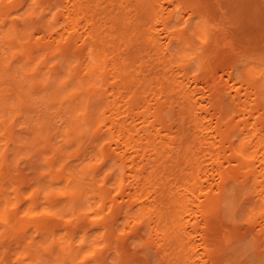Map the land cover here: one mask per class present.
I'll return each mask as SVG.
<instances>
[{"label":"bare ground","instance_id":"1","mask_svg":"<svg viewBox=\"0 0 264 264\" xmlns=\"http://www.w3.org/2000/svg\"><path fill=\"white\" fill-rule=\"evenodd\" d=\"M55 1L57 2V0ZM127 1H129L130 7L136 9L141 8L142 13L146 12L148 15L151 14L149 12L151 11L155 14V21L142 36L145 38V43L152 46L155 55L159 54L161 50L162 54L165 52V55L170 56L171 60H174V58L176 59L179 55L185 57L186 64L180 65L181 69L184 71L182 75L184 80H181V82L176 85L175 75L173 77L166 76L163 80L168 86L175 85L178 88L182 87L180 98H185L182 102L183 104L186 102V106L191 104L192 106H198L200 111L194 116V127L190 128L189 131L183 127L180 131L178 130V133L180 132L179 134L176 136L171 135L172 128H170L166 120L161 119L158 114H164L166 107L170 104L168 99L163 100V96H161L163 93L161 90L165 88L162 84L163 87L159 89L160 93L158 94L160 96L154 98L157 101L156 104H158L156 109V111H158L150 112V109H145L137 113V115L143 117V126L141 127H139V124L136 123L134 118L130 122L128 120L129 115L133 111V104L131 103L136 99L134 97H130L129 100L123 101L125 105H127V110L122 113H120L121 106L117 104L116 100H110L109 95L106 96L104 92H102V89L101 93L98 92L95 87H88L87 90L82 92L79 96L61 103L60 98L66 89L58 88L57 82L63 77L66 69L71 63L76 62L80 69L79 74L75 78L76 80L80 81L85 86L93 82L94 75H85V73L92 71L88 56L86 55L89 49H91V55L93 57L95 55L97 57L96 60L99 61L102 69L103 82L104 85H106L109 75L108 68L110 66L108 63L109 59L107 58L108 55L105 56L103 49V47L106 46V42H104L106 36L103 35L102 26L96 21L95 15H90L93 9L91 5L93 0H69L65 5L64 15H66L67 21H76L79 23L82 19L85 20V24L82 27L83 31L80 33L78 31L74 33L68 31V37H65L63 34H58L56 38V36L52 35L56 40V45L58 43L57 47L55 46L52 50L50 49L51 51L45 55L46 57H44L43 61L36 64L37 56L35 53L41 51V49L32 46V44L29 46V44L24 43V40H28L32 36L33 32L30 31L33 27L35 28V24L39 22V18L40 22H42L44 26H47L45 18L50 14L46 10L48 1L37 0V4L31 5V8L35 9L36 12L40 10L39 16L27 23L22 24L17 22L15 37L6 39L10 44L17 43L20 45L19 47L22 48L21 51L23 52L21 56L16 58L15 56L19 54V52H12V55H9L6 50V59H4L5 57L0 53V83L3 82L2 86H15L16 90L14 93L16 96H13L14 94L10 96H0V113H2L0 117L4 118L2 122H0V126L2 127L0 133H3L0 135V140L3 141V143H0V148L6 149L4 150L3 157H0V258L3 259L5 264H10V261L17 255L11 254L12 241L10 239V235L16 232L23 235L22 242L25 244L27 250L32 253V258L35 259L36 264H60V260L63 257L61 248L66 247L69 240H75L70 231L73 230V228L74 230L81 229L84 233L83 238L91 245L92 235L90 228L87 227V222H85L86 218L79 216L78 213L87 209L90 205L94 206L97 203H101L103 208L100 209L99 212L102 215H104L107 209H112L110 218L101 220L99 225H97L105 232L102 242L106 247L94 260L95 264H101L105 259V252L108 249L113 250V253L120 252V240L114 239L115 229L112 225L118 223V220L112 217L113 212L116 213V211H119L120 216L122 211L127 209L130 217L140 215L145 218L144 224L148 225L147 222L151 220V216L158 212L165 201H168L172 192H174L172 187H174L175 184L177 192L174 199L178 201L180 198H189V201L194 204V208L192 207L190 211L191 218L187 221V225L189 227L191 226L194 232L198 234V225L202 223L201 233H199L201 239L199 238V244H197L196 241L198 238L196 233L194 234L192 232V234L187 228L182 227V224L170 235H167L165 232H160L155 226L148 227L151 230L150 234L151 232L154 233V238L159 239L157 241V246L160 250L158 256L161 263H190L192 258L190 257L191 260L189 259V254L190 256L194 254L193 258L196 257V248L199 249L198 247H201V249L203 248L204 250L202 254L205 253L207 263L209 264H251V261L244 262L241 259L243 252L240 246L242 247V244L239 245L238 242L242 238H240L239 235H235L234 232L240 228L236 222L239 221L237 220V215L240 214L243 216L245 212L244 209L239 207L243 194L248 192L244 202L249 207L260 204V198L257 193H259L261 187H264V152H262V149H264V121L261 120V127H256L258 123H251L249 117L241 116L238 122L232 121L238 111L243 112V116L246 113H249L250 117L253 116V108L249 109L250 105L248 106V101H246L247 98L246 100L243 99L245 101H242L240 95L241 89L238 86L236 88L237 83H242V86L245 83L246 86L255 90L254 93L261 98L259 100L261 104H258V106H260V109L264 110V77L261 76L254 79V72L253 74H251V72L248 74V71L246 74L238 70V66L241 64V62L238 64L239 60H244L243 62L245 64L248 63L245 61V59L248 58L249 60L253 58V61L255 59V63L258 65H264V52L257 54L258 56L256 57L255 55L253 56V52L258 48L260 49V47L253 45L252 47L254 48L249 52L236 53L235 58L232 57L230 60L222 62L223 66H221L228 75V81H230V83L232 81L233 83L230 85L229 82L223 81V76V80L220 77L214 76L215 79L212 80L213 82L211 85L208 84L209 86H206L207 84L205 83V86L212 92L211 100H208V102L214 108L215 112L214 114L211 113L210 119H207V116L202 114L205 113V111L207 112V108L201 101L203 97H205L204 93L207 91L204 90V96L202 94L203 97L201 96V98L193 99L194 97L192 96L197 93L196 91H198L199 88L198 90L197 86L194 90L184 88L186 86H191L190 78H193L195 83L197 82L195 85H197L199 81L209 82L207 77L203 74L192 75L189 78L187 75L192 72H187V70L192 62H195L197 67V69L195 67L194 71H202L203 73V70L207 69V66L210 69L214 68L212 66L214 58H216L217 55L219 56V54L221 55L222 52V48L221 51H215L216 48L215 46L213 47V44L218 43V39H220V37L217 38V35H214L215 33H212V29L216 28V24L214 23V27L213 23L208 20L209 18L207 19L208 16L206 15L208 13L206 14L202 11V8H197V3L194 4V2H196L194 0H169L172 7L174 6L172 11L170 9L171 12L167 10L169 13L164 11L165 6L163 7L161 4L156 5L158 0ZM262 3L264 6V0ZM21 5L22 7H29L30 0L29 3L28 0H11V2H9V0H4V2L0 4V19L9 14L8 10L11 7H18ZM231 5L234 6V4ZM240 5L238 2L237 6ZM257 6L261 7V5ZM53 7L52 5L50 6V8ZM241 9H239V11ZM245 9L247 12V8ZM251 9L252 8H250V11H252ZM234 11L233 9V15L236 17L235 13H237V11H235V13ZM250 11L245 13L243 20L249 17H255L258 20V29L261 30V32L256 36L261 39L260 41L264 42V12L262 10L261 12L257 10L253 12ZM179 12L181 18L186 16L184 13H187V19H185L184 24H191L193 18H199L200 23L196 29V37H193L186 29L183 32L174 31V29L180 27L181 22H175V15ZM53 17L54 19L52 18L51 20L53 23L57 24V14H54ZM237 17L236 19L239 18ZM129 18L131 21L127 22L128 18L125 16L117 17L114 14L112 17L115 21V28L117 26V28L122 30L127 29L121 32L123 38L127 39L130 49L127 53H124V56L121 53H117L120 56L118 60H116V57L111 59L115 60V72L109 75L108 80H110L111 77H113V80L119 78L118 80H121V82L128 80V82L134 84V86H148V89H151L150 86L147 85L151 74L143 75L142 71H137L133 68V61L135 59L140 61L138 59L141 57L139 53L142 52V50L138 49V45L134 43V35H132V33L140 27L139 22L141 20V15L138 14L137 17ZM231 18L233 17L231 16ZM152 19L153 17L150 20ZM2 20L4 24L0 25L6 27L7 29H5V32H8L11 27V18ZM176 20L179 21L177 18ZM228 20L226 19L227 22ZM119 21L121 24L128 23V25L121 27L118 25ZM157 25L162 27L160 30L166 34L168 43L162 42L160 39ZM241 27L243 26L241 25ZM130 28H135L132 33L129 30ZM221 29H223V27H221ZM226 30H223V32L225 33ZM259 30H257V32ZM48 31L49 30H47V32ZM29 33H31V35H29ZM240 33L241 32H239V34ZM237 34L238 33H235L234 36ZM221 35L223 36V34ZM48 37L49 36L42 37L40 40L47 41ZM222 41L224 42L225 39ZM222 41H220L221 47ZM257 41V39H254V42L257 43ZM164 43H166V45ZM44 44L45 43H43V45ZM227 44L230 45V47L233 46V42L231 43L229 41ZM201 45H203L202 48ZM219 45L220 43L216 46L217 49ZM46 47H48V45H46ZM232 48L235 49L234 46ZM224 55L226 57L227 53ZM39 56L38 59H40ZM188 57H193V59L189 61ZM49 58H51V61L53 60L50 65L47 63ZM17 62L20 63L19 66L15 65ZM34 65L35 67H33ZM26 69H30L33 72L30 77H25L24 73ZM243 71H245V69ZM48 76H51V80H47ZM6 80H9V85H4ZM12 82L13 84H11ZM121 82L119 86H121ZM72 84L75 86L76 81H73ZM126 84L128 85V83ZM126 84H123V86H126ZM220 86L222 87L220 88ZM27 88H29V91ZM200 89H202V87ZM233 91H235V94H233ZM206 96L208 97V95ZM145 97L146 96H144V98ZM141 101H143V99H141ZM46 102H48V104ZM40 103H42V105L46 104L45 107H41ZM148 103L150 104L149 101ZM149 104H147L148 107ZM144 106L147 107L146 105ZM14 109H16L17 112H14ZM53 109H55V111H53ZM80 112H83V115H79ZM147 112H150L149 114L155 117L154 122L160 123V128H157L155 123L148 119L146 115ZM123 115L124 118L121 117ZM57 118L64 124H62L60 128L55 126ZM20 122L21 124L19 125ZM163 128L166 129L163 130ZM166 130L168 132L164 134L163 131L165 132ZM24 133L28 136L24 137ZM140 134L142 136H140ZM135 135H138L140 139L147 140V145L153 147L152 154H146L147 151L145 148L141 147L137 141H135ZM60 137L64 138V142H60L62 144H59L58 141ZM233 137L237 138L233 139ZM191 138L193 139L191 140ZM256 138H258V140H256ZM165 139L169 140L174 146L170 147L166 145ZM110 144L116 146V150L115 146H112L115 151H110L108 149ZM221 144H224V149L226 148V144L229 146L230 150L232 148V154L235 156L232 160L238 162V165H236L238 168L237 171L235 168L236 166L233 167V169L235 168L234 170H231L229 166V168L225 167V161L223 162V158L225 157H223L224 153L221 151H224V149H221ZM101 145H103L102 149ZM65 147L67 148L66 150ZM229 148L226 149V152ZM23 149L30 150L28 154L26 151L25 158L21 156V151H24ZM202 149L206 151L204 156L203 154L201 155ZM39 152H41L40 154L43 153L42 158L36 157V154ZM69 153L70 156L68 155ZM23 154H25V152H23ZM99 154L103 155L105 164L100 168L86 170L82 173L80 171L81 168ZM13 155L15 160H11L12 158H10ZM229 155H231V151ZM182 158L185 159L183 164H181L182 161L180 162ZM27 159L29 161L27 163L30 164V169L32 170L29 175H25L22 172L24 169L19 168L20 161H27ZM158 159L165 160L164 162L163 160L160 162ZM65 160L68 162L64 163ZM14 161L20 173H11L10 168L13 166ZM169 162L175 164L176 168L186 165L187 169L195 170L199 180L191 184L189 181L184 180L181 185L175 180L173 186L169 187L172 183L168 181L167 177L164 178L163 175L158 176L156 173L165 163ZM62 164L63 168H60ZM257 164L259 165L258 167L256 166ZM148 165H150L152 171L149 172L148 175L143 174V172H145L144 170L148 169ZM106 166L109 167L106 168L108 169L107 172L103 171ZM127 170H129L128 173H131L128 174ZM163 170L167 172L166 165ZM183 170L184 168L178 169L180 172ZM168 171L170 172L169 169ZM172 173L174 174V172ZM189 176L191 178L193 174ZM7 183H9L13 189V198H11L9 193L5 190V185ZM117 185H120L119 189H117ZM130 185H134L135 192H133L130 199H128L126 205L124 206V204H121L120 206V203L116 204L117 197H115L113 193L117 191L119 193L118 196H125V194L127 195V192H129L127 190L131 187ZM148 185L151 187L150 190L146 189ZM24 186L29 187L30 191L24 192V189H22ZM61 188H73L77 192V195L70 197H59L55 194L45 196V193L49 192L50 189ZM36 189H39V191L36 192L35 195H32L31 198H28L29 194L33 193ZM181 190H184L183 193L179 192ZM189 196H191V198ZM221 196L222 200L220 201ZM92 199L94 201H91ZM27 201L31 202V208H25ZM136 208L138 211H136ZM45 209L56 211L58 216L56 218L37 216L33 219L22 215L24 211L38 213ZM221 209L226 210L225 215H221ZM66 211H69L75 216V220L78 221L75 226H71L72 223L69 224L64 218L61 219ZM248 221L252 222V218L250 217ZM32 223L33 226L29 227ZM63 224L67 229V236L69 237L66 245H62L61 238L58 235V227ZM143 225L137 226L138 228L135 227L131 232L139 233ZM32 229L38 236H41L37 244H34L31 237L26 236ZM253 229V226L249 224L244 236L245 239L253 237V243L255 245L260 241V238L259 233L256 235ZM260 230H263V228ZM21 231L22 233H20ZM260 233L262 234L263 232L261 231ZM234 235L238 236V242L235 240L236 237ZM138 237H140L139 234ZM46 238L47 240L51 239V242L44 246V242L41 241ZM154 238L152 241H154ZM218 240L220 245L219 249L215 247ZM152 241L149 242L152 243ZM22 242H19L20 246ZM231 247L233 249L235 247V252L230 253V256L229 254L226 255L225 253L228 252V249ZM199 254L201 256L200 251ZM199 254H196L197 258ZM46 257L48 260L45 259ZM200 258L202 260L203 257ZM51 261L53 262L50 263ZM194 261L196 262V260ZM204 264H206V261Z\"/></svg>","mask_w":264,"mask_h":264},{"label":"rangeland","instance_id":"2","mask_svg":"<svg viewBox=\"0 0 264 264\" xmlns=\"http://www.w3.org/2000/svg\"><path fill=\"white\" fill-rule=\"evenodd\" d=\"M47 1H48V3L46 5V7H47L46 10H47V12L50 13L45 18V21L47 22L46 23L47 26H44L43 23L40 22V18H39L38 19L39 22H37V24H35V28L33 27V29H31V31H30V32H33L34 35L32 34V36L28 40H24V42L28 41L27 44H29V46L32 44V46H36V48L41 49V51L35 53V55L37 56V60H39L38 59L39 55H40L39 57H42V56L46 57L45 55H47L48 52L53 49V47L54 48H55V46L57 47L58 43L56 45V40L52 37V35L56 36V38H57L58 34H63L65 37L66 36L68 37L69 36L68 31L71 32V33H74L76 31H78L80 33L81 31H83L82 27L85 24V20H83V19L79 23H77L76 21H67L66 15H64V14H65V5L67 4V1H69V0H64V1L63 0H61V1L57 0V2L55 0H47ZM194 1H196V2H194V4L197 3L196 4L197 8L198 7H199V9L202 8L203 9L202 11H204L206 14L208 13L206 15V16H208L207 19L209 18L208 20L211 23H213L214 27H215V24H216V28L212 29V33L213 34L215 33L214 35L215 36L217 35L216 36L217 38L220 37V39H218V43H220L219 48H218L219 50L216 47V46H218V43L213 44V47L215 46V48H216L215 51H221V48H222V52H221V55L219 54L220 57L217 55L216 58H214V62L212 63L213 64L212 66L214 67L213 69H210L207 66L206 67L207 69H204L203 73H202V71L201 72L197 71L198 74L205 75L209 82L199 81L200 84L198 83L199 85L198 84L195 85L197 82L195 83V80L193 78H190L193 75L192 73H193V71L195 70V67H196V63L192 62L191 64H194V65L190 64L189 65L190 69L188 68V70H187V72H192V73H189L187 75L191 79L190 80L191 86H186L184 89L188 88L189 90H194V89H196V86H197V90L199 88L201 93L199 92V90L196 91L197 93L195 92L196 94L194 96H192V97H194L193 99L201 98L202 94L205 91H207V92L204 93L205 97H203L204 96V94H203V96H202L203 100H201L202 103L206 105L207 112L205 111V113H202V114L206 115L207 119H210L211 118V113L214 114L215 112H214V108L208 102V100L209 101L211 100L212 92L206 86H209V85L212 84V82H213L212 80L215 79L214 76L220 77L222 80L224 78L223 81H227V82L230 83V81H228V75L226 74V72L222 68V66H223L222 62H224V61L226 62V61L230 60V58H232V57L235 58V54L236 53L249 52L250 50H252L254 48V47H252L253 45L260 47V49L258 48V49H256V51H254L255 53L253 52V56L255 55V57H256V56H258L257 54H261V52L262 53L264 52V42L260 41L261 39L257 38L258 36H256V35H259L260 32H261V30L258 29V24H257L258 20L255 17H253V18L249 17L248 19L243 20L244 16H245V13L249 12L250 8H252L251 9L252 11H250V12H253V11H256V10L260 11V12L262 10L264 12V6L262 5L263 4L262 3L263 0H255V1L254 0L253 1L252 0H243V2H242V0H240L241 3H240L239 0H234V3H233V0H228V2H227V0H205L206 2L204 0H194ZM230 2H231V4H234V6L231 5ZM238 2H239V5L243 4L242 5L243 7L241 5L237 6ZM244 2H245V4H244ZM169 3H170L169 0H158L156 5L161 4V5H163V7L165 6L164 7V11H166V13H167L168 12L167 10L170 11V9H171V11H172L173 8H174V6L172 7V4L171 3L169 4ZM219 3H220V5H219ZM221 4H222V7H221ZM235 4H236V6H235ZM51 5H52V7L53 6L54 7L50 8ZM91 5H92L93 9L91 10L90 15L91 14L93 16L95 15L96 21L99 22L101 24V26H102L101 28L103 30V35L106 36L105 41H104V42H106V46H104L103 49H104V52H105V56L108 55L107 58L109 59V61H108V63L110 64V66L108 68L109 75L113 74L115 72V68H114L115 67V65H114L115 60H111V59L113 57H116V60H118V58L120 56L117 53H121L124 56V53H127L128 50L130 49V47L128 46L127 39L123 38V35H122V32H124V30H127V29L122 30L120 28H117V26L115 28V26H114L115 21L112 19L114 14L117 17H124V16L127 17L128 18L127 22L131 21V19L129 17H135V16L137 17L138 14L141 15V20H140V22L138 21L140 27L137 28L135 31H134L135 28H130L129 29L131 33H132V31H134L132 33V35H134L133 36L134 43H136L138 45L137 46L138 49L142 50V52L139 53L141 57L138 58L140 61H138L137 59H135L134 61L132 60L133 61V68H135L137 71H142L143 75L151 74V77L148 80V84H147V85L150 86L151 89H148V86H134V84L129 83L128 80L121 82V80H118L119 78L113 80V77H111V79L108 80V78H109V75H108V78H107V81H106V85H104V88L102 89L103 90L102 92H104V94L106 96L109 95V99L110 100H114V101L116 100L117 101V104L121 106L120 113L125 112L127 110V105H125V103L123 101L129 100L130 97L131 98L132 97L136 98L131 103V104H133V111L129 115L128 120L130 122L134 118L136 120V123L139 124V127H141V126H143V124H142L143 117L137 115V113L141 112V111H144L145 109H150V112H155L157 107H158V104H156L157 101L154 98H157V97L160 96V95H158L160 93L159 89L164 86L165 88H163L161 90V92H163L161 96H163V100H167L168 99L170 101V104H169L168 107H166V109L164 111V114H162V113H158V114L160 115V118L166 120L167 125H170L169 127L172 128L171 135L172 136H176L177 134L180 133V132L178 133V130L180 131L181 128L183 129V127L187 131H189L190 128H193L194 124H195L194 123V118H195L194 116H196V114H198L200 110L198 109L197 105L192 106V104H191V105H187L186 106V104H187L186 102H184V104H183L182 102H183V100H185V98L184 99L180 98V95L182 94L181 93L182 87L178 88V87L175 86L176 84H179V82H181V80L182 81L184 80L182 78V75H183L184 71L181 69L180 65L181 64H186L185 57H182L181 55H179L176 59L174 58V60H171L170 56H166L165 52H164V54H162L161 50H160L159 54L155 55L154 54L155 52L153 51L154 49L152 50V46L147 44V43H145V38L142 37L144 32L147 29H149L150 26H152V23L155 21L154 20L155 14L152 13L151 11H149L151 14H148V15H147L146 12L142 13L141 8H137L136 9V8L130 7L129 6V1H127V0H93ZM257 5H261V7H259ZM28 8H29L28 6L27 7L26 6L22 7V5L18 6V7H11L8 10L9 14L5 15L4 17H2V19H7V18L10 19L12 17H15L16 15H19L20 13L24 12L25 9H28ZM157 8H158V6H157ZM245 8H247V12H246ZM155 9H156V7H155ZM211 9H212V11H211ZM233 9L235 11H237V13H235V11H234L235 16L236 17L238 16L240 19L238 17H237L238 19H236V17H234ZM239 9H241V10L239 11ZM243 11H244V13H243ZM139 12H141V13H139ZM37 13H38L37 14V17H38L39 14H40V10H38ZM54 14H57V24L53 23V21L51 20L53 18ZM177 14H176L177 16L175 15V22H177V23L181 22L182 24H184L185 19H187L186 18L187 17V13H184L186 16H184L183 18H181V15H179L180 12L177 13ZM231 16L233 18H231ZM152 17H153V19L150 20ZM221 17H222V19H221ZM176 18L179 19V21L176 20ZM216 18H217V20H216ZM2 19H0V20H2ZM226 19L227 20L229 19L228 22H229L230 25L228 24ZM233 19H234V24H233ZM235 21H237V22H235ZM181 23H180V25H181ZM237 23H241V24H237ZM235 24H236V26H235ZM118 25L123 27V26H127L128 23L121 24V22L119 21ZM241 25L243 27H241ZM157 27H158V31H159V34H160V39L162 40V42L168 43V39H166V34L163 33L160 30L162 27L160 25H157ZM218 27H219L220 31H219ZM221 27H223V29H221ZM236 27H237V29H236ZM5 29H7V28L6 27H2L0 25V36H3L5 33H7V31L5 32ZM52 29H55V31H52ZM131 29H133V30H131ZM47 30H49V31L47 32ZM223 30L224 31L226 30V32L224 33ZM257 30H259V31L257 32ZM216 31H218V32H216ZM232 32H234V33H232ZM239 32H241V33L239 34ZM229 33L231 35V38H230ZM235 33H238L237 35L239 37L237 35L234 36ZM50 34H51V37H50ZM221 34H223V36ZM45 36H49L47 38V41L40 40V38L42 39V37H45ZM228 38H230V39H228ZM223 39H225L224 42L222 41ZM249 39H250V41H249ZM254 39L258 40L257 43L254 42ZM38 40H39V42H38ZM219 40L222 41V47H221V42ZM32 41H33V43H32ZM229 41L231 43L233 42V46L236 49V51H238V52H236L235 49L232 48L233 46L230 47V45L227 44V42H229ZM43 43H45V44L43 45ZM132 43H133V41H132ZM166 43H164V44L166 45ZM77 44H79V43H77ZM136 44H133V45H136ZM46 45H48V47H46ZM99 45H100V42H99ZM19 46L20 45L17 44V43L10 44L9 41L4 39V40L0 41V53H1V55L3 57H5L4 59H6V54H5L6 50H7V54H9V55H12V52H19V54H17L15 57L16 58L20 57L23 52L21 51L22 48L19 47ZM225 53H227L226 57L224 55ZM94 57L97 59V57L95 55H94ZM249 57H251V56H249ZM50 59L51 58H49L47 60V63L49 65L52 64V62H53V60L51 61ZM212 61H213V59H212ZM243 61L239 60V62H238V64H240V62H241V64L238 66L239 72L246 73V74L248 73V71H249L248 74H250V72H251V74H253V72H254V76H253L254 79H257L258 77H261V76L264 77V65H258L257 63H255V59L253 61V58H251V60H249V58L245 59V61L248 62V63H245V64H244ZM210 63H211V61H210ZM15 65L19 66L20 63L17 62V63H15ZM243 66H245V67H243ZM242 67H243V69H242ZM196 69H197V67H196ZM244 69H245V71H243ZM149 71H151L152 73L149 72ZM165 73H166V75H165ZM174 75L176 76V78L174 77L175 81H176L174 86H168L167 84L164 83L163 78H165L166 76H172L173 77ZM210 76H212V77H210ZM222 76H223V78H222ZM120 82H121V84H120L121 86H119ZM126 83H128V85ZM205 83L207 84L206 86H205ZM224 83H223V85H224ZM231 83H233V82L231 81ZM231 83H230V85H232ZM11 84H13V82ZM117 84H118V86H117ZM123 84H126V86H123ZM241 84L242 83H237L236 84V88L238 86L241 89L240 90V95H241L242 101H245L246 98H247L246 101H248V106L250 105L249 109L253 108V112H252L253 116L250 117L249 113H246L243 116V112H239L238 111V113L236 112L235 118H234V120L232 122H238L239 118H241V116L242 117H249L251 123H255V124L258 123L256 125V127H261L262 125L260 124V122H261V120L264 121V110L260 109V106H258V104H261L259 102V100L261 98L258 97V95H256L254 93L255 90H253L252 88L246 86L245 83H244L245 85L243 84V86ZM2 85H3V82L0 83V96L1 95L2 96L3 95L10 96V95H13L16 92L15 86H2ZM4 85H9V80H6ZM201 87H202V89H200ZM221 87L222 86H220V88ZM139 88H141V89H139ZM27 90L29 91V88H27ZM97 91L101 93V90H97ZM208 91H210V92H208ZM233 94H235V91H233ZM206 95H208V97ZM13 96H16V95L14 94ZM144 96H146V97L144 98ZM141 99H143V101H141ZM243 99H245V100H243ZM206 100H207L208 103L206 102ZM148 101L150 102V104L148 103ZM171 102H173V103H171ZM179 102H181V103H179ZM46 103L48 104V102H46ZM140 103H141V105H140ZM40 104H41V107H45V105H46V104L42 105V103H40ZM147 104H149V107H148ZM207 104H208V107L210 105L211 108L209 107V109H208ZM263 104H264V102H263ZM144 105H146L147 107H145ZM189 106H191V107H189ZM53 111H55V109H53ZM14 112H17V110L14 109ZM150 112H147L146 115L148 116V119L150 121L154 122L155 117H153L151 114H149ZM1 114L2 113H0V115ZM121 117L124 118V115L121 116ZM204 122H206V121H204ZM214 122H215V120H214ZM154 123H155V126L157 128L161 127L159 122H157V123L154 122ZM20 124H21V122L19 123V125ZM62 124H63V122L60 119L57 118L55 126L57 128H60V126ZM0 129H2L1 126H0ZM164 129H166V128H163V130ZM167 132H168L167 130L165 132L163 131L164 134H166ZM18 133H20V132H18ZM23 136L27 137L28 135L26 133H24ZM140 136H142V135L140 134ZM134 138H135V141H137V143L141 147L145 148V150L147 151V153H146L147 155L153 153L152 152V148L153 147L152 146L150 147V146L147 145L148 143H147L146 139H140L138 135H135ZM235 138H237V137H233V139H235ZM59 139H58L59 144H62L64 142V140H63L64 138L60 137ZM192 139L193 138H191V140ZM256 140H258V138H256ZM60 142H62V143H60ZM0 143H3V141L0 140ZM165 144L169 145L170 147L174 146L167 139H165ZM112 146L114 147L115 145L114 144H112V145L110 144L108 146V149L110 151H115L116 150V146H115V150H114V148ZM225 147L226 148L224 149V144H221V149H224V151L221 150L222 153H224V155L223 154L222 155H223V157H225V158H223V162L225 161L224 165H225L226 168L229 166L230 169L232 170L233 167L238 165L237 164L238 162L235 161V160H232V159L235 158V156H233L234 154H232V148L230 150V148H229V146L227 144H226ZM228 148H229V150H227V152H226V149H228ZM66 149L67 148L65 147V150ZM26 151H27V154H28V152L30 150L26 149L24 151H21L22 152L21 156L23 158H25ZM230 151H231V155H229ZM23 152H25V154H23ZM201 152H202L201 155L203 154V156L206 154V151L203 150V149H202ZM203 152H205V153H203ZM262 152H264V149H262ZM40 153L41 152L36 154V157L42 158L43 153L42 154H40ZM260 155H261V153H260ZM21 156H19V157H21ZM10 158H12L11 160H15L14 155L11 156ZM229 159H230V162H229ZM162 160L164 162L165 159H160L159 161L162 162ZM184 160H185L184 158H182L180 160V162L182 161L181 164L184 163ZM227 160H228V162H227ZM22 161H23V163H22ZM27 162H29L28 159H27V161L21 160L20 161V167H19L21 169H24V171H22V172L25 175H29L32 172V170L30 169V164H28ZM165 165L167 166V172L163 170L165 168ZM231 165H232V168H231ZM175 166L176 165L172 164L171 162L165 163L159 169V171H156L158 176L159 175H163L164 178L167 177L168 181L172 183V184H170L169 187L173 186V183L175 182V180H177L179 182V185H181L184 180L189 181L190 184L194 183L196 180H199V178L197 177V172L195 170L187 169L186 165H183V166L178 167V168H176ZM256 166L258 167L259 165L257 164ZM16 167H18V166H16V163L14 161L13 166L10 168L12 174H17L19 172V170H17ZM106 168H109V167L106 166L103 171L107 172L108 169H106ZM179 168H184V170L180 172V171H178ZM235 168H236V171H237V169H238L237 166ZM168 169L170 170V172L168 171ZM144 171L145 172H143V174H147L148 175L149 172L152 171V169L150 168V165H148V169H145ZM27 172H28V174H27ZM128 172H129V170H127V173ZM172 172H174V174ZM130 173H128V174H130ZM190 174H193L194 179H193V177L190 178V176H189ZM133 187H134V185H132L127 190L129 192H127V195L125 194V196H121V195L118 196L119 193L117 191L114 192L113 195H115V197H117L116 204L120 203L119 204L120 206H121V204L122 205L124 204V206H125L126 203L128 202V199H130V197L133 194V192H135V187L134 188ZM22 189H24L23 190L24 192L30 191L29 187H27V186L22 187ZM146 189L150 190L151 189L150 185H148V187ZM172 189H174V192H172V194H171L170 198L168 199V201H165V203L158 210V212L151 216V220L147 222L148 225L144 224L143 227H142V230L141 231L139 230V233L130 232L129 237H128V239L126 241L120 240L121 245L119 246V249H120L119 253L114 252L115 253L114 254L113 250L108 249L105 252V259L101 262V264H106L107 261H108L107 264H147L148 261H150L151 264H162L160 259H159V256H158L160 250H159V247L157 246V241L159 239L154 238V235H153L154 233L151 232V234H150L151 230L148 227L155 226L156 228L159 229L160 232H165L167 235H170L171 233L175 232L176 229L179 226H181V224H182V227L187 228L188 231H190L191 233L192 232L194 234L196 233V232H194V230L192 229L191 226L189 227L187 225V221L191 218L190 217V214H191L190 211H191L192 207L194 208V204L189 201V198H180L178 201L175 200L174 196H176V192H177L175 184H174V187H172ZM5 190L9 193L11 198L14 197L13 189L11 188L9 183H7L5 185ZM183 191L184 190H181L179 192L183 193ZM189 197L191 198V196H189ZM118 200H119V202H118ZM91 201H94V200L92 199ZM92 203H94V202H92ZM25 205H26L25 208H31L30 207L31 206V202L27 201V203ZM138 209H139V207H138ZM138 209L136 208V211H138ZM117 210H118V208H117ZM71 214L72 213H70L69 211H66L65 214L62 217L65 220H67L68 216L71 215ZM99 214L102 215L100 212H99ZM96 215H97V213H95V214L92 213V216H96ZM112 217L115 218V220H118V222L122 219V215L119 216V211H116V213L113 212V216ZM119 218H120V220H119ZM240 218L242 219V216L240 214H238L237 215V220H241ZM77 222L78 221L75 220V216H74V219H73V222H72L71 226H75V224ZM85 222H87V227L90 228V232H91V235H92V240H93V237L95 235H97V234L99 235L100 232H103L102 228L99 227V226H90L88 224L87 219L85 220ZM249 224H251L253 226V228H254L253 230H254V233L256 235L259 233L260 241H258L257 244L259 245L260 248L258 247L257 244L254 245L253 237L245 239L244 233L247 231V228H248ZM238 225H239L240 228L237 231H235L234 234L235 235H239L240 238H242V239L238 242V240H237L238 236H235V235L234 236L236 237L235 240H237L238 244L239 245L242 244V247L240 246L241 251L243 252V255H242L241 259L244 262L251 261V264H263L264 263V252H263L264 251V236H263L264 235V228H263V230H260V229H262V227L260 226L259 223H252V222H249V221L247 223H238ZM31 226H33V223L29 227H31ZM202 226H203L202 223H201V225H198L199 233H201L200 230H201ZM199 227H200V229H199ZM58 229H59L58 235L61 238L62 245H66V242L69 240V237L67 236V229H66L65 225L63 224V225L59 226ZM70 231L72 232L73 237L75 238V240H79L82 237H84V233H83V231L81 229L74 230V228H73V230H70ZM261 231L263 232L262 234L260 233ZM20 233H22V231ZM199 233L198 234L196 233L197 238H198V239L196 238L197 239V241H196L197 244H199L198 243L199 242V238H200V236H199L200 234ZM138 234L140 235V237H138ZM144 235H145V237H144ZM22 236H23L22 234H19V233H16V232H14V233H12L10 235V239L12 241L11 254L15 255V254H19V253H28L29 254V256H28L29 260L32 261V264H36L35 259L32 258V253H30L27 250V248L25 247V244L22 242ZM26 236L31 237V240L34 241V244H37L40 241V239H41V236H38L37 233L33 232V229L30 230V232ZM150 237H152V238H150ZM141 238H142V240H141ZM145 238H146V240H145ZM147 238H148V240H147ZM153 238H154V241H152ZM149 241H152L153 244L150 243ZM19 242H22L21 246H20ZM41 242H44L43 245L45 246V245H47V244H49L51 242V239L47 240V238H46L45 240H43ZM129 242L134 244V249L128 246ZM154 242H155V244H154ZM92 243H93V241H92ZM260 245H262V246H260ZM215 247H218L217 249L220 248L219 240H218V242H217ZM198 248L199 249L196 248V250H197L196 254L197 253L199 254V251H200L201 256L199 254L198 258L201 260L200 257H203L202 258L203 263H202V260L200 261L197 258L196 254H195L196 257H194V258H193L194 254L191 255V256L189 254V256H188L189 259L191 260V258H192V261L190 263L192 264V262H193V264H196L198 262L199 264H201V263L204 264L205 261H206V264H209V263H207V258L205 256V253H203L204 255L202 254V251H204L203 248L202 249H201V247H198ZM110 250H111V252H110ZM233 252H235V247H234V249L232 247L229 248L228 252H226L225 254L226 255L229 254V256H230V253H233ZM188 253H189V251H188ZM45 259L48 260L47 257ZM189 259H188V262H189ZM194 260H196V262ZM52 262L53 261H51L50 263H52ZM190 263H186V264H190ZM89 264H95V262L94 261H90ZM163 264H165V263H163ZM166 264H168V262Z\"/></svg>","mask_w":264,"mask_h":264},{"label":"clouds","instance_id":"3","mask_svg":"<svg viewBox=\"0 0 264 264\" xmlns=\"http://www.w3.org/2000/svg\"><path fill=\"white\" fill-rule=\"evenodd\" d=\"M3 2L4 0H0V4H2ZM9 2H11V0H9ZM35 4H37V0H30V5L28 9H25L24 12L11 18L10 20L11 27L9 28L7 33H5L3 36H0V41L15 37L17 22L23 24L37 17L36 10L31 8V5H35ZM199 23H200L199 18H193L191 24H181L180 27L174 29V31L183 32L186 29L187 32H190L193 37H196V29ZM0 24H4V21L0 20ZM52 31H55V29H52ZM29 35H31V33H29ZM24 43H27V41H25ZM202 47L203 45H201V48ZM86 55L88 56V60L90 62V67L92 71L89 73H85V75H90V76L94 75L93 82L85 86L80 81L76 80L75 78L79 74L80 69L78 68V64L76 62L71 63V65L66 69V72L63 75V77L59 79V81L57 82L58 88L66 89V91L60 98L61 103H63L66 100L73 99L79 96L82 92H85L88 87H95L97 90H101L104 88L102 69L100 67L99 61H97L96 58L91 55V49L88 50V53ZM43 59H44L43 56L40 57V59L36 61V64L41 63ZM192 59L193 57H188L189 61H191ZM33 67H35V65ZM24 74L25 77H30L33 74V72L30 69H26ZM192 74L195 76L198 74V72L193 71ZM47 80H51V76H48ZM73 81H76L75 86H73L72 84ZM79 115H83V112H80ZM3 119H4L3 117H0V122H2ZM2 134L3 133H0V135ZM102 147L103 145H101V149ZM4 150L6 149L0 148V157H3ZM68 155L70 156V153ZM67 162L68 161L65 160L64 163ZM104 164H105L104 157L102 154H99L96 158H94L93 160L88 162L85 166H83L80 171L84 173L86 170L100 168ZM60 168H63V164L60 166ZM119 187L120 185H117V189H119ZM38 191L39 189L34 190L33 193L29 194L28 198H31V196L35 195L36 192ZM52 194H55L56 196L59 197H70L77 195V192L73 188L50 189L49 192L45 193V196ZM247 194L248 192H245L243 194L239 205V207L244 209L245 212L242 216V219L236 222L247 223L249 218L251 217L253 223H259L261 227L264 228V195H260V194H264V187H261L259 193H257L260 198V204L257 206L249 207L248 205L245 204L244 201L246 199ZM221 200H222V196L220 197V201ZM102 208L103 205L101 203H97L95 206L90 205L87 209L80 211L78 215L85 217L89 225L97 226L99 225V222L101 220H104L105 218H110V214L112 212V209L109 208L104 213V215H100L99 210ZM92 213H97V215L92 216L91 215ZM225 214H226V210L221 209V215H225ZM22 215L24 217H31L33 219L36 218L37 216H47L49 218H56L58 216V213L56 211L45 209L38 213H31L29 211H24ZM121 215H122V219L118 223L112 225L113 228L115 229L114 239L126 241L132 229H134L137 226L143 225L145 223V218L140 215H135L133 217H130L127 209H124ZM61 219H63V217H61ZM73 219H74L73 214L69 215L67 218V222L71 224L73 222ZM104 235L105 232H100L99 235L98 234L95 235L93 237L92 240L93 243H91V245H89L88 241L83 237L79 240H73V239L69 240L67 246L61 248L63 257L60 260V264H89L90 261H94L95 258L98 256V254L101 253L106 247V245L102 242ZM128 246L134 249L133 243L129 242ZM28 256H29L28 253H19L15 256L14 259L10 261V264H32V261L29 260ZM0 264H5L2 258H0Z\"/></svg>","mask_w":264,"mask_h":264},{"label":"snow or ice","instance_id":"4","mask_svg":"<svg viewBox=\"0 0 264 264\" xmlns=\"http://www.w3.org/2000/svg\"><path fill=\"white\" fill-rule=\"evenodd\" d=\"M193 28H194V26H193ZM147 264H151V262H150V261H148V262H147Z\"/></svg>","mask_w":264,"mask_h":264}]
</instances>
